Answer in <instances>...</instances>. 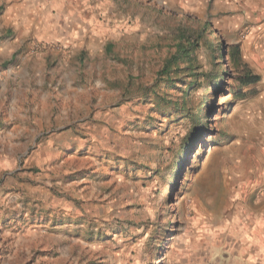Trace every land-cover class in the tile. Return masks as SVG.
<instances>
[{
  "label": "rangeland",
  "instance_id": "1",
  "mask_svg": "<svg viewBox=\"0 0 264 264\" xmlns=\"http://www.w3.org/2000/svg\"><path fill=\"white\" fill-rule=\"evenodd\" d=\"M68 1L0 0V264H264V0ZM185 16L190 142L144 101Z\"/></svg>",
  "mask_w": 264,
  "mask_h": 264
},
{
  "label": "trees",
  "instance_id": "2",
  "mask_svg": "<svg viewBox=\"0 0 264 264\" xmlns=\"http://www.w3.org/2000/svg\"><path fill=\"white\" fill-rule=\"evenodd\" d=\"M186 22L185 26L180 28V32L176 37L174 48L175 51L165 61L162 69L158 72L157 76L160 79H164L168 82V85H172L175 91H179L178 85H181V78H191L192 83L189 88L184 91L182 97L174 100L171 94L163 92L162 89L159 91L158 82L155 81V85L144 89V101L151 103L155 111L161 114H175L183 115L190 122V127L186 133V140L190 142L193 140L200 131L199 113L195 115L191 114L192 109L190 108V96L197 89L195 86H200L198 83L201 78L208 81L207 77L197 73L201 68L197 66V59L195 57V51L197 50V42L200 40V36L210 27V23L201 22L196 18L188 16L184 17ZM247 83H255L259 81V77L248 74L245 75ZM159 91V92H158ZM201 103V108L203 106ZM200 109V108H199ZM172 114V113H171ZM187 145V144H186ZM186 148H181L180 152H184Z\"/></svg>",
  "mask_w": 264,
  "mask_h": 264
},
{
  "label": "crops",
  "instance_id": "3",
  "mask_svg": "<svg viewBox=\"0 0 264 264\" xmlns=\"http://www.w3.org/2000/svg\"><path fill=\"white\" fill-rule=\"evenodd\" d=\"M64 2V1H62ZM66 4H68V8H65V15L63 14V18L62 20L64 19V17H66L62 22L61 21V18H54V19H51V23L52 22H55L58 27H59V34H58V38L60 39H63L64 41H73L75 37L79 38L82 34L81 32V28L79 27L78 25V18H80V9L78 8H75L74 9V6H78L77 4V0H72L71 2L68 1ZM70 9L73 10V13H71L72 11H70ZM76 10L75 14H74V11ZM64 11V10H62ZM71 14V15H70Z\"/></svg>",
  "mask_w": 264,
  "mask_h": 264
}]
</instances>
